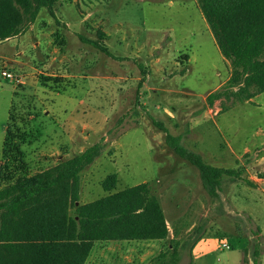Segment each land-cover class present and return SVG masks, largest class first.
<instances>
[{
    "label": "rangeland",
    "instance_id": "374dc122",
    "mask_svg": "<svg viewBox=\"0 0 264 264\" xmlns=\"http://www.w3.org/2000/svg\"><path fill=\"white\" fill-rule=\"evenodd\" d=\"M57 15L59 23L42 9L21 35L0 43L1 173L30 177L100 144L102 155L81 173L79 205L149 183L170 236L145 246L97 243L88 264H160L174 251L179 264H264V93L252 89L249 101L231 96L209 106L233 69L197 0H63ZM4 70L24 84L5 79ZM13 102L42 134L18 161L1 158ZM152 118L206 164L240 177L224 176L212 198ZM217 239L231 248L220 249ZM139 250L149 254L144 263Z\"/></svg>",
    "mask_w": 264,
    "mask_h": 264
},
{
    "label": "trees",
    "instance_id": "16d2710c",
    "mask_svg": "<svg viewBox=\"0 0 264 264\" xmlns=\"http://www.w3.org/2000/svg\"><path fill=\"white\" fill-rule=\"evenodd\" d=\"M61 1L0 0V43L21 35L25 24L34 23L42 9L59 23L57 6ZM197 3L221 55L233 69L227 85L207 97L209 106L223 97L249 101L257 95L252 89L264 93V0ZM80 39L118 60L99 42ZM141 68L140 88L147 78ZM28 117L25 108L12 103L1 158L20 160L23 148L42 136L40 130L31 128ZM152 121L165 133L166 145L199 170L212 198H219L224 176L240 177L234 169L206 164L199 154L181 145V137L172 135L161 122ZM102 152L100 144L94 145L54 168L15 180L0 169V264H87L100 242L169 238L166 215L149 183L79 205L81 173ZM179 257L174 251L170 260L160 264H178Z\"/></svg>",
    "mask_w": 264,
    "mask_h": 264
},
{
    "label": "crops",
    "instance_id": "0c3cea01",
    "mask_svg": "<svg viewBox=\"0 0 264 264\" xmlns=\"http://www.w3.org/2000/svg\"><path fill=\"white\" fill-rule=\"evenodd\" d=\"M210 29V28H209ZM211 31V30H210ZM212 34V33H211ZM213 36V35H212ZM214 38V37H213ZM214 41H215V39H214ZM215 44H216V42H215ZM217 46V45H216ZM21 54H23V52H20L19 53V55H21ZM24 65L23 64H20V67H23ZM23 84H24V82H23ZM81 89L82 90H88L86 87H81ZM149 90L150 88H148L147 86H146V88L144 89V90ZM15 90H17V87L15 88ZM151 90V89H150ZM154 90H157V89H154ZM15 95H16V92H15ZM79 107H81L82 109H87V108H89V107H85V105H84V103H83V101L82 102H80L79 103ZM46 113H48V112H46ZM87 204V203H86ZM114 242L115 241H110V242H103V243H107V245H110L111 243H113L114 244ZM116 242H118V241H116ZM119 242H130V243H137L138 245H141V246H145V245H150V244H153L154 242H159V241H119ZM203 242V241H202ZM201 241L200 242H198V244L199 245H201V243H202ZM220 242H222L221 240H218L217 239V245H218V247L220 248V249H223L221 246H220ZM197 246L196 248H195V251H194V257L196 256V251H197V249L200 247V246ZM199 250V249H198ZM100 255L102 256V257H109V252H106V250H100ZM136 256L137 257H139L140 258V262L141 263H144V261H145V258H147V257H149V254L148 253H145L143 250H139L138 251V254H136ZM122 257V256H121ZM181 257V256H180ZM180 257H179V263H180ZM90 259H91V256H90ZM100 261H101V259H100ZM90 262H91V260H90ZM89 261L87 262V264L88 263H90ZM178 263V264H179Z\"/></svg>",
    "mask_w": 264,
    "mask_h": 264
},
{
    "label": "built area",
    "instance_id": "2783aa9c",
    "mask_svg": "<svg viewBox=\"0 0 264 264\" xmlns=\"http://www.w3.org/2000/svg\"><path fill=\"white\" fill-rule=\"evenodd\" d=\"M1 74H2V76L5 79L14 82L17 85L18 84L21 85L23 83V80H22V78L19 75H16L14 73L8 72L7 70H4ZM220 246L222 248H225V249H230L231 248L230 245L227 242H224V241L220 242Z\"/></svg>",
    "mask_w": 264,
    "mask_h": 264
}]
</instances>
